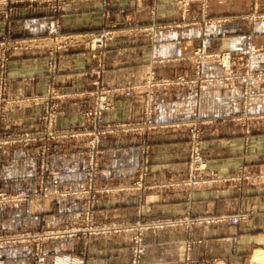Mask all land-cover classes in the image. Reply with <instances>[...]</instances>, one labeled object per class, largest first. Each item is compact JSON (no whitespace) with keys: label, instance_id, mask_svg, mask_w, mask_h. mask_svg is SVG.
I'll list each match as a JSON object with an SVG mask.
<instances>
[{"label":"crops","instance_id":"obj_1","mask_svg":"<svg viewBox=\"0 0 264 264\" xmlns=\"http://www.w3.org/2000/svg\"><path fill=\"white\" fill-rule=\"evenodd\" d=\"M17 1L10 5L13 9L11 17L8 20L0 19V34L9 29L16 35L44 34L52 14L51 8L31 0ZM175 1L108 0L106 5L99 0L74 1L61 17V25L66 31H92L99 28L102 12L109 10L112 11V19L134 23L119 25L120 34L107 52V69L102 81L109 88L122 89L136 85L144 80L151 69L159 76L189 72L193 62L190 55L197 47L213 51L255 45L259 51L253 69L264 71V20L248 17L253 0H211L214 11L209 10V15L217 17L214 19L219 23L211 26L202 23L167 26L149 37L146 33L151 23L158 19L171 21L178 18L174 11ZM258 1V11L264 13V0ZM154 3L156 7L152 6ZM196 10V7L193 8L191 14ZM63 64L56 75L55 85L60 91L71 95L59 102L62 114L56 127L67 129L84 126L87 119L82 112L91 104V96L85 93L90 89L92 78L88 57L78 50H71L64 56ZM218 72L219 67L216 66L204 68V74ZM7 75L6 97L25 99L13 102L8 107L7 120L15 130L39 128L40 123L34 115L42 110V105L32 99L44 94L51 80L46 72L45 57L37 53L12 52ZM254 90L264 91V82H258ZM114 92L110 95L114 107L105 114L106 122L113 125L141 122L144 95L138 92L128 95L122 90ZM154 105L150 129L122 131L121 127L115 126L113 132L102 138L98 184L104 190L97 204L98 220L175 218L189 213L206 214L222 210L220 195L212 194L219 189L190 191L180 184L169 186V183H178L186 177L188 133L182 123L194 114L210 121L204 126L203 154L209 160L211 172L219 175L230 173L242 160H248V153L244 155L242 152L244 128L235 120L223 118L242 111L240 85L207 87L197 93L177 87L158 93ZM248 110L264 115V102L251 104ZM259 125L260 131L252 130L250 134L251 146L254 136L264 143V119ZM144 143L150 147L149 171L143 181L145 187L141 191H131L130 187L139 172ZM38 144L37 147L34 144L25 147L22 143L5 146L6 163L3 170L9 177L10 188H35V180L29 177L37 171L35 163L38 162L34 161V155ZM52 146L58 148L59 152L51 157V168L66 166L67 172L57 183L46 187L37 200L11 210V216L6 218L7 224L15 225L16 220L42 224L41 217L30 216L31 208H37L38 215L50 209L54 223H60L62 219L70 221L78 216V206L85 204L83 196L61 195L59 192L85 187L87 154L77 153L73 140L54 141ZM252 158L251 155L249 160ZM236 236L237 227L228 223L193 226L189 230L182 226L149 229L144 234L146 250L142 261L147 264H180L181 259L190 255L199 260L197 264H209L206 259H215V264H259L251 263L252 258L250 262H243L242 258L249 252L253 256L252 247L264 244V235L262 241H257L258 237L247 231L240 238L239 245L235 244V239L238 240ZM243 239L245 243H242ZM129 241L130 237L123 233L92 237L87 245L84 264H128ZM77 245L75 241L64 240L49 243L45 264H53L57 255L69 253L70 259L78 256ZM260 253L263 252L256 255ZM0 264H31L29 247L13 245L0 251Z\"/></svg>","mask_w":264,"mask_h":264},{"label":"rangeland","instance_id":"obj_2","mask_svg":"<svg viewBox=\"0 0 264 264\" xmlns=\"http://www.w3.org/2000/svg\"><path fill=\"white\" fill-rule=\"evenodd\" d=\"M48 5L52 14L48 20L47 29L40 36L16 35L11 29L0 34V251H5L9 246L25 245L30 249L31 264H45L46 247L49 243L58 241H75L78 243L75 255L70 259L69 253L57 255L53 264H84L87 245L94 236H112L114 234H126L130 237V261L128 264H147L142 259L146 250L144 234L149 229L182 226L189 230L193 226H203L212 223H228L237 227L235 244L239 245L240 238L247 231L257 236V241L263 240L264 235V143L261 138L254 136L253 144L249 143L252 130L255 132L264 119V115L250 112L248 106L264 102V91H255L258 82H264V71H254L253 66L259 48L255 45L238 49H224L208 51L197 47L192 51L190 58L193 61L189 72L174 73L170 76H159L154 69L149 70L143 81L136 85H129L122 89L109 88L102 81V75L106 71V57L111 43L120 34V24L131 25L132 21H120L112 19V11L102 12V21L99 28L92 31H66L61 25V17L68 12L67 7L74 1L80 0H31ZM103 5L108 0H99ZM17 0H0V19L8 20L13 9L11 4ZM156 3V2H155ZM152 6L156 7V4ZM211 0H176L174 11L178 18L171 21H155L147 27V35H153L160 29L185 23L198 25H214L219 20L211 17L213 12ZM160 5V3H159ZM196 7V13L191 11ZM259 1L253 0L250 19L264 20V13L258 11ZM193 13V11H192ZM176 17V16H175ZM71 50L82 52L89 60V72L92 76L90 89L85 93L91 96V104L82 114L87 119L84 126L59 129L56 123L62 110L59 102L71 94L60 91L56 87L55 78L60 68L64 66L63 59ZM37 53L46 59V72L50 76L46 92L34 97L39 101L42 110L36 112L34 118L40 123V127L15 130L11 122L7 120L6 111L13 102L25 99H8L6 90L8 87V63L11 53ZM219 67L217 74H204L206 66ZM228 85H240L242 87L241 112L227 115L223 118L235 120L244 128L243 154L248 153L247 162L241 163L230 173L217 174L211 172L209 160L203 154L205 143L204 126L210 123L200 115L194 114L182 125L186 126L188 139L187 174L178 183H169V186L181 185L190 191L205 189V191L219 189L212 192L220 195L222 207L219 212L206 214H186L175 218H138L135 220L103 221L96 219L97 204L104 188L98 184L101 163V141L104 135L111 133L116 127L122 131L150 129V121L153 115L155 97L158 93L166 92L177 87H184L192 92H199L207 87H220ZM116 91L125 94L135 92L144 95L143 119L138 123H119L113 125L106 122L105 114L114 107L110 95ZM84 93V92H83ZM258 121V122H257ZM176 125V124H173ZM252 125L253 129H252ZM116 126V127H115ZM145 127V128H144ZM73 140L77 153H86L85 167L86 185L78 190L62 191L63 194L83 196L84 205L78 206V216L68 221L61 220L54 223L50 209L37 214L38 209H30L31 217H41L42 224L15 222L7 224V217L11 216V210H15L22 204L37 200L46 187L57 183L61 176L67 172V167L59 169L51 168V157L59 152L52 143L59 140ZM38 149L34 155L35 171L30 179L35 180V188L9 187V177L4 173L6 163L5 146L12 143H22L25 147ZM142 158L138 167V175L131 185V191H141L144 178L149 171L150 147L147 143L142 145ZM251 150V153H249ZM252 160H249L250 156ZM13 213V212H12ZM246 240H242L245 243ZM260 243V242H259ZM251 250V249H250ZM253 256L246 254L243 262L264 264V244H255L252 247ZM257 252H263L256 255ZM77 259V260H76ZM207 263L215 264V259H206ZM81 261V262H80ZM198 259L186 255L180 264H197Z\"/></svg>","mask_w":264,"mask_h":264}]
</instances>
